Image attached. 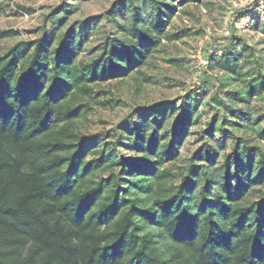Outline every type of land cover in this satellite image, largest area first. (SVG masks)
I'll list each match as a JSON object with an SVG mask.
<instances>
[{"label": "trees", "instance_id": "1", "mask_svg": "<svg viewBox=\"0 0 264 264\" xmlns=\"http://www.w3.org/2000/svg\"><path fill=\"white\" fill-rule=\"evenodd\" d=\"M152 1L146 13L133 4L123 35L94 55L89 20L58 32L64 3L42 14L37 38L0 52V264H264V116L234 105L240 92L228 103L205 73L183 107L106 113L120 98L111 84L170 36L173 4ZM16 32L0 27V40ZM206 57L244 67L232 46ZM191 123L205 126L184 154Z\"/></svg>", "mask_w": 264, "mask_h": 264}, {"label": "rangeland", "instance_id": "2", "mask_svg": "<svg viewBox=\"0 0 264 264\" xmlns=\"http://www.w3.org/2000/svg\"><path fill=\"white\" fill-rule=\"evenodd\" d=\"M167 1L174 6L166 28L170 36L162 35V45L157 48L158 51L150 54L140 73L132 72L133 75L118 86L111 84L110 89L120 98L116 97L118 102H113V106H106V113L122 112L137 101L143 104L170 101L177 108L183 107L182 96L186 91L200 86L206 73L213 77L215 83L209 85L208 90H213L221 83L224 89L221 98L228 103H231L232 97L228 92H240L242 97L235 99L234 105L239 104L242 111L252 113L254 118L263 117L264 68L263 75L258 73L257 62L264 64V0ZM62 3L73 11L65 18L58 32L86 19L92 22L90 37L85 43V47L90 50L85 53L90 55L100 52L101 44L109 35H123L124 31L118 27V23H130L133 4L142 13L148 12L154 5L152 0H0V27L17 31L13 36L0 40V52L18 40L37 38L43 22L42 14L54 7L58 8ZM107 10H114V14L109 16H113V20L105 19L104 12ZM107 30L110 32L107 33ZM231 46L244 66L239 74L226 73L206 57L208 51L216 58L222 57ZM250 90L252 96H249ZM187 97L190 100L189 95ZM208 117L204 115L203 121ZM203 125L191 123L189 126V134L182 140L180 147L184 154L200 143L196 132Z\"/></svg>", "mask_w": 264, "mask_h": 264}]
</instances>
